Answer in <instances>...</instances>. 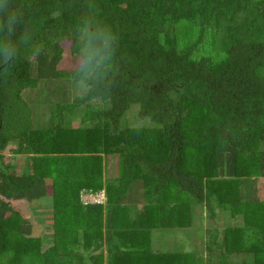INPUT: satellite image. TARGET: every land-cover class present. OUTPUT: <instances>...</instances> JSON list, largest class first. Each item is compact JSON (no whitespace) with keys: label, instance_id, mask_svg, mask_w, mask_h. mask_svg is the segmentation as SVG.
Segmentation results:
<instances>
[{"label":"trees","instance_id":"obj_1","mask_svg":"<svg viewBox=\"0 0 264 264\" xmlns=\"http://www.w3.org/2000/svg\"><path fill=\"white\" fill-rule=\"evenodd\" d=\"M12 4L43 51L0 65V264H264V0ZM85 15L119 35L87 94L67 59ZM196 204L202 241L153 248Z\"/></svg>","mask_w":264,"mask_h":264},{"label":"clouds","instance_id":"obj_2","mask_svg":"<svg viewBox=\"0 0 264 264\" xmlns=\"http://www.w3.org/2000/svg\"><path fill=\"white\" fill-rule=\"evenodd\" d=\"M22 13L12 0H0V65H11L22 51L41 55L43 49L34 44L35 29L24 27L17 34ZM75 53L67 59L71 66V81L82 93L106 91L115 72V56L119 35L91 15L77 22L74 32Z\"/></svg>","mask_w":264,"mask_h":264},{"label":"rangeland","instance_id":"obj_3","mask_svg":"<svg viewBox=\"0 0 264 264\" xmlns=\"http://www.w3.org/2000/svg\"><path fill=\"white\" fill-rule=\"evenodd\" d=\"M65 50L69 49V44L65 46ZM27 91V90H26ZM5 158L8 159V157L11 155V152L7 149L5 150ZM42 212H35L32 221L34 232L43 234L45 231H49L50 229H46V227L43 225L42 217L48 216L49 212L45 209L48 207L46 205L42 204ZM199 205L196 204L193 208V223L189 227H163L158 228L155 230L153 237V248L158 249H164V248H175L176 250H185L187 248L192 247L196 242L202 241L204 237V229L201 225H203V217L200 215L199 217ZM201 207V205H200ZM203 209V208H202ZM216 210H218L216 208ZM204 213V222L207 220H210V222L217 223L221 220H219L218 217L215 218H209L207 213V208L203 209ZM48 214V215H47ZM207 219V220H206ZM42 220V223L40 222ZM199 220V221H198ZM42 227V228H41ZM42 229H44L42 231Z\"/></svg>","mask_w":264,"mask_h":264},{"label":"built area","instance_id":"obj_4","mask_svg":"<svg viewBox=\"0 0 264 264\" xmlns=\"http://www.w3.org/2000/svg\"><path fill=\"white\" fill-rule=\"evenodd\" d=\"M80 198L83 203L87 202H101L105 198V193L103 189L98 191H92V190H85L83 189L80 192Z\"/></svg>","mask_w":264,"mask_h":264}]
</instances>
